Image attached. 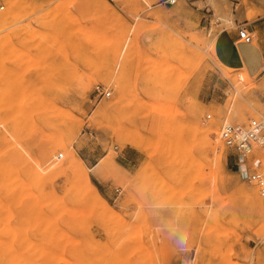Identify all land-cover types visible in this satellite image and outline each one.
Masks as SVG:
<instances>
[{"label": "rangeland", "instance_id": "rangeland-1", "mask_svg": "<svg viewBox=\"0 0 264 264\" xmlns=\"http://www.w3.org/2000/svg\"><path fill=\"white\" fill-rule=\"evenodd\" d=\"M262 15L264 0H0V264H264V195L219 134L264 116V85L219 46ZM248 160L264 175V145Z\"/></svg>", "mask_w": 264, "mask_h": 264}, {"label": "crops", "instance_id": "crops-1", "mask_svg": "<svg viewBox=\"0 0 264 264\" xmlns=\"http://www.w3.org/2000/svg\"><path fill=\"white\" fill-rule=\"evenodd\" d=\"M162 1L167 3V0ZM236 23L237 28L232 33H226L221 37L219 42L220 49L224 52V57L229 64L245 69L258 83L264 85V15L252 21L238 18L236 19ZM239 26H245L253 36L255 35L252 42H244L241 40ZM256 94L263 96L264 102V93L262 90H257ZM117 162L125 166L122 161ZM227 163L231 169L237 170L240 173L243 172L236 165L234 157L228 158ZM94 177L97 181V188L104 196L112 198L121 190L120 188H114L109 180H105L99 176Z\"/></svg>", "mask_w": 264, "mask_h": 264}, {"label": "built area", "instance_id": "built-area-1", "mask_svg": "<svg viewBox=\"0 0 264 264\" xmlns=\"http://www.w3.org/2000/svg\"><path fill=\"white\" fill-rule=\"evenodd\" d=\"M176 0H167L174 3ZM239 36L244 42H252L253 34L245 27L239 26ZM111 95V91L103 84H97L94 89L95 100H100ZM210 117V115H208ZM219 134L224 142L233 150L236 165L243 170L248 180L256 181L261 187L264 195V175L257 169H253L248 163L249 155L256 145H264V116L249 118L245 123L224 122ZM60 156H63L61 153ZM256 166H258L256 164Z\"/></svg>", "mask_w": 264, "mask_h": 264}, {"label": "bare ground", "instance_id": "bare-ground-1", "mask_svg": "<svg viewBox=\"0 0 264 264\" xmlns=\"http://www.w3.org/2000/svg\"><path fill=\"white\" fill-rule=\"evenodd\" d=\"M11 14V11H9V13L7 14V15H10ZM213 49V48H212ZM170 74V73H169ZM170 76H171V74H170ZM123 78H124V76H123ZM123 78H122V80H123ZM125 79V78H124ZM166 80V79H165ZM117 81H118V79H117ZM118 90H120L121 91V94L123 93V91H124V88H123V84L121 83V81H119L118 82ZM119 91V92H120ZM124 96V95H123ZM160 102H161V100H160ZM160 102L158 103L157 102V104H156V102H153V105H154V108H158L159 107V105H160ZM162 104V103H161ZM158 106V107H156V106ZM114 106V105H113ZM113 106H110V105H104L103 106V108H102V110H103V112H105V111H107L109 108L111 109V107H113ZM161 107V106H160ZM102 114V113H101ZM196 115L194 114V117H195ZM197 119V118H196ZM198 120V119H197ZM200 128H203L202 126H200ZM204 129V128H203ZM209 129V128H208ZM210 130H212L211 128H210ZM49 133H51V132H49ZM206 138H209L208 137V134H209V131L208 130H206ZM53 137V136H52ZM221 139H218L217 141H220ZM217 143H219V142H217ZM216 144V143H215ZM214 144V145H215ZM226 144V143H225ZM217 145V144H216ZM227 145V144H226ZM228 146V145H227ZM229 147V146H228ZM213 149H215L214 151H216L218 148L217 147H212ZM233 154V153H232ZM233 156V155H232ZM234 157V156H233ZM77 166H78V164H77Z\"/></svg>", "mask_w": 264, "mask_h": 264}, {"label": "clouds", "instance_id": "clouds-1", "mask_svg": "<svg viewBox=\"0 0 264 264\" xmlns=\"http://www.w3.org/2000/svg\"><path fill=\"white\" fill-rule=\"evenodd\" d=\"M187 243V240L185 239V240H182L181 241V247H184V245Z\"/></svg>", "mask_w": 264, "mask_h": 264}]
</instances>
